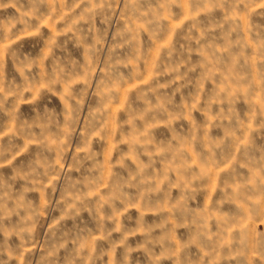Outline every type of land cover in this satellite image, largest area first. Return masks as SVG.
I'll list each match as a JSON object with an SVG mask.
<instances>
[{
    "label": "rangeland",
    "instance_id": "1",
    "mask_svg": "<svg viewBox=\"0 0 264 264\" xmlns=\"http://www.w3.org/2000/svg\"><path fill=\"white\" fill-rule=\"evenodd\" d=\"M3 2L16 4V7L10 6L0 10V35L7 32L12 24H15L12 32L21 29L22 25L17 23V20L21 12L29 9L28 0ZM72 2L73 0H68V5ZM262 2L264 0H256L257 5ZM21 4L24 7L18 12L17 8ZM86 6L81 5L77 14ZM64 10L67 11V6ZM39 11L47 15L50 9L41 8ZM142 13L146 16H142ZM145 19L151 20L152 23H145ZM101 21L104 23L101 24ZM95 22L100 29L99 35L104 39L103 52L98 57H91L87 52V42L73 49L79 65L78 72H83L90 62L92 64L88 89V95L92 97L91 103L86 96L84 111L78 118L72 139L66 141L68 148L63 156L58 157L56 151L45 153L50 161L58 160L57 169L62 170L60 179L56 182L55 194L51 177H41L39 182H36L31 177L25 178L24 172L17 175L13 170L14 166L20 165L21 162L27 164L30 154L35 155V145L29 146L27 153L17 156L13 165L0 169V197L7 198L0 199V248L11 249V252L5 250L0 255V260L5 264H47L41 261V256L46 254V245L50 247L54 242H62L58 239L60 229L70 227L73 222L69 213L58 226L56 237L47 232V227L63 214L65 205L61 202L62 194L67 190L71 199V194L75 192L71 187L72 180L82 181L76 188L79 191H87L83 182L95 180L96 176L100 175L99 170L95 175L85 173L83 176L78 172L69 171L77 161L82 166L81 171L91 165L92 161L83 159L86 152L99 153L96 162L103 165L105 180L99 188V195L89 196L91 216L87 210H81L80 214L87 228L81 232L79 243H69L67 249L61 248L55 264H66L67 251L98 236L101 227L111 231L116 226L112 222L101 225V214L95 211V206L99 197L108 193L109 188L104 184L112 185V173L119 174L123 171L120 169L121 163L124 169H136L135 157L130 151L131 145L119 141L137 137L144 128L139 122L135 127L125 122L130 120L131 113L146 107L145 100L139 93L141 89L146 91L150 84L155 83L157 78L153 73L161 71L169 64L174 67L177 62L183 60L185 66L180 68L182 73L187 72L188 67H196L194 73H188L186 76V81L190 82L178 81L186 83L181 90L185 99L190 101L196 94L201 79V104H205L207 99H212L216 92H220L222 99L226 94L234 98L232 107L236 118L232 121L231 130L235 133V138L228 139V148L224 153L219 149L214 150L216 164L211 165V179L197 182L202 183L201 190L194 200L187 201V228L175 227L181 221L170 211L171 205L176 204L182 194L181 188L177 186L181 174L171 172L169 181L160 186L161 192L149 195L147 207L135 200L133 203L136 206L129 207L127 211L122 205H118L122 230L112 232L107 241L97 240L95 251L105 253L103 264H123L125 257L127 264H157V261L158 264H264V161H261V156L264 155V128L257 127L261 122L259 117L249 120L255 108L264 103V7L244 9L241 5L233 9L231 0H176V3L170 6L168 0H136L135 3L119 0V3L114 5V10H99ZM50 25L51 22L42 28L46 37L66 26L63 21H58L55 29ZM82 27L87 29V25ZM71 35L69 33V36ZM188 35H191V40L185 39ZM23 39L36 45L30 47L25 44L26 52L31 51L34 56L38 53L49 55L45 41L40 37L24 36ZM64 39L62 36L57 37V43ZM114 45L118 47L114 48ZM69 48H72L71 43ZM213 50L215 57L212 55ZM52 51L58 50L53 48ZM110 56L112 63L120 61L116 66L113 82L120 80L121 74L126 82L121 81L118 84L111 93L113 102L108 105L106 101L102 102L97 89L101 80H105L104 66ZM3 60L6 81L21 84L23 78L14 68L9 56L5 55ZM174 75L173 73L167 78L159 79L165 82V79H171ZM141 81H148V84ZM71 88L74 92L83 91L84 85L72 84ZM34 94L25 93V99L31 100ZM151 96L149 93V97ZM180 101L181 93H177L175 102ZM43 102H46V98ZM12 103L13 98L9 97L5 109L10 110ZM52 103L57 108L63 107L58 96L52 98ZM101 108L103 111L98 113V119L90 120L88 113ZM20 111L27 113L29 105L22 103ZM218 111L219 106L213 105L210 112L194 111L192 114L197 124L208 125L209 140L215 142L224 140V128L218 124L213 126ZM156 119L160 121L161 118L157 116ZM101 123L108 125L107 129L99 136H92L91 129ZM180 123L189 126L187 118ZM8 126L9 117L0 112V132H6ZM163 129L164 125L160 123L159 127L150 130L149 136L152 140L159 141ZM245 142H250L247 156L243 154V149L238 151L236 147L237 144ZM3 144L8 146L7 136L4 137ZM22 146L20 142L14 151H18ZM176 146L178 145H173ZM202 151L201 146L194 147V153ZM233 154L236 162L232 168L225 171V161L231 160ZM141 161L147 163L148 158L141 156ZM191 164L195 171H199L203 160L193 154ZM163 169L164 163L159 162L154 171L162 172ZM13 176L16 178L13 179ZM160 178L163 179L162 176ZM237 185L242 187L237 189ZM132 195H136L135 190H132ZM54 205L56 211L50 215V209ZM77 208H80V205H77ZM33 210L41 213L39 223L32 242L21 248L17 232L25 225V218ZM109 211L106 208L104 214ZM138 223L152 229L153 235L171 237L170 246L163 250L159 246L144 247L143 235L129 234ZM204 223L207 225V243H202L201 239L197 238V230ZM41 224L46 227L42 229ZM157 225H164V228L161 229ZM125 236L127 239L121 244L120 241L124 240ZM86 253H91V247L86 249Z\"/></svg>",
    "mask_w": 264,
    "mask_h": 264
},
{
    "label": "clouds",
    "instance_id": "2",
    "mask_svg": "<svg viewBox=\"0 0 264 264\" xmlns=\"http://www.w3.org/2000/svg\"><path fill=\"white\" fill-rule=\"evenodd\" d=\"M19 2V0H17ZM136 0H129V3H135ZM227 2V0H226ZM233 9L243 5L244 9H254L255 7H264V2L257 5L256 0H231ZM119 0H73L71 5H68V0H28V11L21 12L17 23L22 25L17 32H12L15 28L12 24L7 32L0 35V112H4L9 117V126L6 132H0V169L5 166L13 165L17 156L27 153L29 146H37L35 155L30 154L27 164L21 162L20 165L14 166V171L17 175L20 172L25 173V178L31 177L36 182H39L41 177H51L53 184V194H55L56 182L59 181L61 171L57 169V161H50L45 155L46 152L56 151L58 157H62L65 150L68 148V143L72 139V133L79 122V116L84 111V99L88 96L89 103L92 97L88 95L91 80L92 64L91 62L85 67L83 72H78V61L73 54V49L79 47L84 42H87V52L91 57H98L103 52L102 45L104 39L99 35L100 29L96 25V16L99 10L108 8L114 10V5L118 4ZM176 3V0H168V6ZM81 5H87L77 14V9ZM16 7V4L4 3L0 0V10L8 7ZM67 6V11L65 7ZM24 6L21 4L17 11L19 12ZM41 8L50 9L47 15L40 12ZM146 16V14H141ZM235 11L233 16H235ZM160 19V17H156ZM58 21H63L65 27L60 31H54L50 36H45L42 31L44 25L51 22V27L55 29ZM104 21H101L103 24ZM145 23H152L151 20L145 19ZM82 25H87L85 30ZM179 27V25H177ZM69 33L72 35L69 36ZM119 35V33H118ZM24 36L40 37L45 41V47L49 51V55H33L31 51H25V44L30 47H35L34 43L25 41ZM65 37L63 41L57 43V37ZM186 40H191V35L185 37ZM72 48H69V44ZM118 45H114V48ZM55 48L58 51L53 52ZM186 51V49H184ZM7 55L12 61L14 68L19 71L23 81L21 84L6 81L4 76V60ZM215 57V51L212 53ZM23 57V59H21ZM120 63H112L111 56L105 64L104 77L101 80L100 87L97 89V94L101 97L102 102L106 101L108 105L113 102V93L118 84L123 81L121 74L120 80L113 82V75L116 71V66ZM127 65H125L126 67ZM185 66V61H179L173 67L171 64L166 65L161 71L153 73L156 77L154 84H150L147 90H140L139 95L144 98L146 107L141 111L130 114V120L125 123L132 124L133 127L139 122L143 128V132H139L137 137L129 140H121L119 143L130 144V151L134 154L136 164L135 170L124 169V165L120 164L121 171L119 174L112 173V185L104 184L109 188L107 194L100 196L96 202L95 211L101 214V225L105 222H112L116 226L111 231L101 227L100 234L95 236L90 241H85L79 244V247L67 251L66 264H103V251H95V243L97 240L107 241L111 237L112 232H121L120 212L118 205H122L127 211L129 207L136 206L133 201L145 204L147 207L148 197L150 194L161 192V185L169 181V173L179 172L181 179L177 181V186L181 188V199L176 204L171 205L170 211L176 216L181 223L175 227L189 226V218L187 217V201L194 200L198 192L201 190L202 183L211 179L213 168L211 165L216 164L215 149H219L224 153L227 148L228 139L235 138V133L231 130L232 121L236 118L232 105L235 103L234 98L230 94H226L221 98L220 92H216L212 99H207L205 104H201V91L203 89V79H201L197 92L191 97V100L184 98L181 90L186 86V76L188 73L196 71L195 66L188 67L187 72L182 73L180 68ZM175 74L171 79H165L161 82L159 77L167 78L170 74ZM139 75V73H137ZM207 78V77H205ZM151 79V77H150ZM105 81H108L106 83ZM178 81H186V83H178ZM126 82V81H123ZM148 84V81H141ZM82 83L83 91H73L72 84ZM175 85V87H173ZM169 91L171 95H169ZM25 93H35L31 100L25 99ZM149 93L152 94L149 97ZM181 93L180 103L175 102V95ZM58 96L63 107L57 108L52 103V98ZM9 97L13 98L11 109H5V105L9 102ZM79 97V98H78ZM46 98V102H43ZM27 103L29 111L27 113L20 111V105ZM199 105V107H197ZM213 105L219 106V111L216 113L213 126H222L224 128V140L219 142L209 140V127L207 124H197L193 118L194 111L210 112ZM171 109V110H170ZM103 109H97L88 113L90 120H97L98 113ZM157 116L161 119L157 121ZM260 118V124L257 127L264 128V103L255 108L249 120ZM187 118L189 126L181 124ZM149 121H152L149 123ZM164 125V129L160 132L159 141H154L149 136L152 128L159 127V124ZM178 125V126H174ZM108 125L99 124L91 129L92 136H99L101 132L107 129ZM251 127V126H249ZM8 137V146L3 144L4 137ZM103 139V137H101ZM22 142L23 146L19 147L18 151H14L18 144ZM173 145H178L173 147ZM201 146L202 152L194 153V147ZM250 142L237 144V150L243 149V154L247 156ZM195 154L203 160V164L199 165V171L192 168L191 159ZM99 153H85L84 160L92 161L91 165L85 167L81 171V165L77 161L73 165V169L69 171L78 172L81 176L85 173L95 175L99 170L100 175L96 176L95 180L84 181V188L87 191H79L76 188L81 184L80 180H72L71 187L75 190L69 199L67 190L62 194V203L65 205L63 214L59 219H56L50 227H47V232L52 237H56L58 226L61 221L65 220L69 213L72 215V225L60 229L59 241L54 242L50 247L46 245V254L41 256V261L47 264H55L57 253L61 248L67 249L69 243L77 244L80 241L81 232L87 228V224L81 216V210H87L89 215L92 214V209L89 207V196L99 195V188L104 182L103 165L96 162V157ZM141 156L148 158L147 163L141 161ZM123 159V157H122ZM261 161H264V155L261 156ZM159 162L164 163L162 172H155ZM236 162L235 154L231 160H226L225 171L232 168ZM42 169V171H38ZM163 177L161 179L160 177ZM16 177L13 176V179ZM171 182H169V187ZM242 187L237 185L236 188ZM132 190H135L136 195H132ZM6 200V197H0ZM80 205V208H77ZM6 207V204L4 205ZM110 210L108 214L105 209ZM56 206L50 209V215L54 214ZM41 213L33 210L26 218L25 225L19 229L17 235L21 240V248L32 242L33 234L39 223ZM143 217H141V220ZM195 223V221H192ZM83 226V227H82ZM44 229L46 226L41 224ZM163 229L164 225H157ZM206 223L202 224L197 230V238L201 239L202 243H207L208 233L206 231ZM140 233L145 237L144 247L153 248L159 246L162 250L169 247V236L153 235V230L147 228L142 223H138L136 228L129 234L135 235ZM127 239L121 240L123 244ZM91 247V253H86V249ZM11 249L0 248V255ZM113 251L115 245H113ZM0 264H5L0 260ZM123 264H127V257L124 258ZM158 264V261H157Z\"/></svg>",
    "mask_w": 264,
    "mask_h": 264
}]
</instances>
